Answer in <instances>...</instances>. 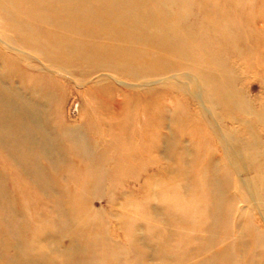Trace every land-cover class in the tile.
<instances>
[{
	"label": "rangeland",
	"instance_id": "1",
	"mask_svg": "<svg viewBox=\"0 0 264 264\" xmlns=\"http://www.w3.org/2000/svg\"><path fill=\"white\" fill-rule=\"evenodd\" d=\"M225 81L249 113L213 94ZM6 93L40 109L34 131L66 158L55 171L48 146H32L38 172L26 160L23 104ZM0 124V264H142L132 234L158 248L154 264H205L200 243L234 246L237 228L263 242L264 0H0ZM65 131L77 141L60 142ZM210 157L227 169L222 198ZM11 241L19 255L6 261ZM260 254L221 264H264Z\"/></svg>",
	"mask_w": 264,
	"mask_h": 264
},
{
	"label": "bare ground",
	"instance_id": "2",
	"mask_svg": "<svg viewBox=\"0 0 264 264\" xmlns=\"http://www.w3.org/2000/svg\"><path fill=\"white\" fill-rule=\"evenodd\" d=\"M157 22V21H156ZM223 31H225V30H223ZM227 37V36H226ZM227 43V42H226ZM229 45H230V47L232 46V44L229 42ZM234 49H235V47H234ZM206 61V63H207V65H210V61L209 60H205ZM160 71V70H159ZM168 72V71H167ZM223 74L224 73H216L214 76L215 77H217L216 79H223ZM226 77V76H225ZM214 78V77H213ZM216 88L217 89H214L213 90V94H215L216 95V97L218 96L219 97V99L221 100V102H223L224 104H225V106H227V107H229L230 109H233V107H235V108H238L239 107V109H240V111H241V113L242 114H244L245 112H247V113H249L248 112V110L247 111H245V108H244V105L243 104H240L239 103V101H237L236 99H235V97H236V93H235V90H230V88H231V86H230V84L227 82V81H225V83H223V82H221V83H219L217 86H216ZM5 95V97L8 95L9 97H7V99L5 98V100L7 101L8 99H12V101L14 100V102H15V104H18V105H20L21 103L23 104V105H20L21 106V111H22V113H23V115H24V117H26L25 119H21L22 120V127H21V129H22V134H23V136H22V141H26V140H28L29 138L31 139V148H30V150L32 151L34 148L32 147L33 146V144H34V147L36 148V147H40V144L41 145H44V147L45 146H48V147H50V144H51V142H52V137H50V136H48L46 133H45V131H43V129H42V127H40V128H37L38 130H37V132H35L34 130V128L36 127V124L35 123H31V120L32 119H34V118H29V116H28V113L31 111V110H37V112H38V114H39V112H40V109L39 108H36V107H34V106H31L30 105V103L28 102V101H26L25 99H22V96L21 97H18V94H15V95H13V94H11V93H6V94H4ZM15 99H18V100H16L15 101ZM2 100V99H1ZM9 103L11 102V100L10 101H8ZM17 102V103H16ZM242 102V101H241ZM2 103H4L5 104V102H3V100H2ZM29 103V104H28ZM11 104V103H10ZM3 106V105H2ZM16 106V105H15ZM6 108V107H5ZM17 108H19V107H17ZM7 110V112H8V109H6ZM147 112L149 111L148 110V108L147 109H145ZM12 111V110H11ZM10 111V112H11ZM145 111V112H146ZM5 113V112H4ZM9 113V112H8ZM205 113H206V111H205ZM12 115V114H11ZM20 115V114H19ZM23 115H22V117H23ZM153 113H151L150 114V118H154L153 117ZM3 116H4V114H3ZM6 116V115H5ZM13 116V115H12ZM31 116V115H30ZM163 116V115H162ZM161 116V117H162ZM16 117V116H15ZM18 117H20V116H18ZM4 118V117H3ZM2 118V119H3ZM14 118V117H13ZM12 118V119H13ZM38 118V117H37ZM12 119L10 120L9 118H8V120H6V122L8 123V122H10V121H12ZM215 119V118H214ZM212 121V120H211ZM215 121V120H214ZM36 122L37 123H40V121L39 120H36ZM4 123H5V121H4ZM12 123V122H11ZM20 123H21V121H20ZM212 123V122H211ZM213 124V123H212ZM0 125H2V124H0ZM6 125V124H5ZM4 125V126H5ZM10 125V124H9ZM3 126V125H2ZM2 126H1V129H2ZM264 126V125H263ZM10 127V126H9ZM6 128V127H5ZM8 129V128H7ZM6 129V130H7ZM18 129H19V127H18ZM3 130H4V128H3ZM8 130H10V129H8ZM7 130V131H8ZM5 132V131H4ZM9 132V131H8ZM10 132H13V130L12 131H10ZM67 131H65V133H66ZM38 133V135L36 136L35 134H37ZM5 134V133H4ZM8 134V133H7ZM64 133H62L61 132V135H62V141H60V142H65V141H71V143L73 142V141H77V140H74V138H75V133H73L72 131H68L66 134H64ZM20 135V134H19ZM221 135V134H220ZM10 136H13V135H10ZM9 136V137H10ZM4 137H5V135H4ZM19 137V136H18ZM11 138V137H10ZM14 138H16V137H14ZM223 138H225L224 136H223ZM228 138H230V136L228 137ZM4 139V138H3ZM6 139H7V135H6ZM5 139V140H6ZM221 139H222V137H221ZM226 139H227V137H226ZM19 140V139H18ZM224 140V139H223ZM4 141V140H3ZM55 141V140H54ZM69 141V142H70ZM195 141V140H194ZM225 141V140H224ZM9 142V141H8ZM58 142V139H56V143ZM24 143V142H23ZM22 144V143H21ZM165 144V143H164ZM18 145V144H17ZM23 145V144H22ZM166 145V144H165ZM63 145L62 144H60V148L62 147ZM73 146V145H72ZM74 147V146H73ZM75 147H76V145H75ZM152 147H154V146H152ZM170 147V146H169ZM20 148H22L21 147V145H20ZM28 148H29V146H28ZM167 148V147H166ZM29 150V149H28ZM49 150L51 151V154H47V152H46V154H43L42 155V157H41V159L42 160H45L46 161V163H47V165L48 164H50L51 165V169L53 170V171H55L56 170V167L57 166H59L60 164H61V162L63 161V160H66V158H65V156L64 155H58V157H53V153H52V149H51V147L49 148ZM49 150H47V151H49ZM168 150V149H167ZM26 151V150H25ZM35 153H32V157H33V160L32 159H26L27 161H28V163L35 169V171L36 172H38V168L40 167V165L37 163V161H35L34 160V158H36V151L35 150H33ZM30 152V151H29ZM170 152V151H169ZM45 153V152H44ZM235 153L239 156V154H238V151H235ZM39 154V153H38ZM23 155V154H22ZM131 155V154H130ZM133 155V154H132ZM177 155V154H176ZM61 156H64V157H61ZM76 156V155H75ZM78 156V155H77ZM130 156H128L127 158V161L126 162H131V159L129 158ZM162 158H161V160H165L166 161V153L165 154H163V156H161ZM48 158H50V161H49V159ZM177 158V157H176ZM211 158V157H210ZM40 159V160H41ZM48 159V160H47ZM135 159V158H134ZM178 160H179V158H177ZM218 160H219V158H218ZM88 161V160H87ZM182 161V160H181ZM183 162V161H182ZM188 162V161H187ZM187 162H186V164H187ZM189 163V162H188ZM192 163V162H191ZM183 164V163H182ZM189 165V164H188ZM199 165V164H198ZM222 165V164H221ZM219 165H217L214 161H213V159L211 158L210 160H209V163H208V170H209V175H208V187H209V190H211V193L212 194H214L217 198H222V195H223V187L221 188L220 187V185H223V184H221V182L223 183V181H221V177H222V175H224V173L227 171V169L226 168H224V165H223V167H218ZM255 166V165H254ZM29 168V167H28ZM24 171V170H23ZM91 171V170H90ZM103 171V170H102ZM179 171V170H178ZM85 172V171H84ZM91 173V172H90ZM99 173V172H98ZM167 173V171H163L161 174H166ZM204 173V172H203ZM160 174V175H161ZM206 174V173H205ZM225 174H228V173H225ZM37 176V175H36ZM225 176V175H224ZM223 176V177H224ZM100 177V176H99ZM154 177H156V176H154ZM222 177V178H223ZM101 180V179H100ZM150 180H153V178H150ZM186 180V179H185ZM37 181V180H36ZM39 182V181H38ZM41 182H42V184L43 185H46L45 184V181L43 180V178H41ZM184 182V181H183ZM183 182H182V188H183V190H185L186 191V189L188 188V184H187V180L184 182V184H183ZM246 183V182H245ZM39 186H41L40 184H39ZM39 186H37V189H38V187ZM46 187H47V185H46ZM165 187H166V185H165ZM44 188H45V186H44ZM41 189V188H40ZM167 189V187L164 189V190H166ZM253 189V188H252ZM47 190V189H46ZM248 190V189H247ZM185 191H184V193H185ZM254 191V190H253ZM225 192V191H224ZM227 192V191H226ZM248 192V191H247ZM49 193H51V192H49ZM209 193V192H208ZM47 194V193H46ZM227 194V193H226ZM154 195V193L152 192L151 193V196H153ZM186 195V194H185ZM209 195L211 196V194L209 193ZM249 195H250V193H249ZM227 198V197H226ZM213 199V198H212ZM259 200V199H258ZM229 201V200H228ZM230 202H232V201H230ZM235 202V201H234ZM233 202V203H234ZM249 202V201H248ZM247 202V203H248ZM226 203H227V201H226ZM57 204L59 205L60 204V202H57ZM230 204V203H229ZM56 206V205H54L52 208H53V210L54 211H56V214H61L62 213V215H63V218L60 220V223H61V225L63 226V228L64 229H66V228H68L69 227V225H70V221L72 222L73 220H71L70 219V217L68 216V218H66L65 216V214L63 213V212H61V209H59V206ZM216 205V204H215ZM231 205V204H230ZM224 206V205H223ZM259 206V205H258ZM225 207H226V205H225ZM259 208V207H258ZM262 208H263V206H262ZM261 208V209H262ZM59 209V210H58ZM58 210V211H57ZM85 210V209H84ZM87 210V209H86ZM222 208L220 209V210H216L215 208H213V210H209L210 211V213H209V217H212V214L216 217V219H222V217L224 216V214L222 213ZM226 210V209H225ZM53 211V212H54ZM89 211V210H88ZM70 213H73L72 215H76L75 213V211H73V209H72V211H69ZM150 213V212H149ZM158 212L157 211H151V215L152 216H154V217H156L155 219L156 220H158L159 219V216H158V214H157ZM223 214V215H222ZM264 214V213H263ZM65 215V216H64ZM225 215H227V214H225ZM214 216H213V218H214ZM264 216V215H263ZM225 218V217H224ZM211 219V218H210ZM212 221H213V219H212ZM53 222H57V220L55 219L54 220V218H53ZM167 225V223H165V228L167 227L166 226ZM205 227V226H204ZM203 227V228H204ZM207 228V227H206ZM206 228H204V229H206ZM17 229H19V228H17ZM16 229V230H17ZM132 229L133 230H139L140 229V226L139 225H133V227H132ZM203 229V232L205 231ZM238 229V231H237V237L235 238V242H234V246L232 245V242L230 241L229 243H228V245L225 247V248H220V249H216V247L214 246V245H212V246H207L205 243L204 244H202L201 245V243H200V252L201 253H208L209 254V256H208V258L206 259L208 262H206L205 264H221V262L226 258V257H228V253H229V256L231 255V253L232 252H235L236 254L238 253H241V251H244L245 252V255H247V256H253V254L256 252V251H258L259 249L261 250V248H262V245H264V241L262 242V241H257V236H256V233L255 232H252V231H250V230H247V231H245V229H241V228H237ZM208 230V229H207ZM206 230V231H207ZM204 234V233H203ZM206 235H208V234H206ZM210 235H212V234H210ZM228 235V234H227ZM226 235V236H227ZM131 236V235H130ZM136 236V237H135ZM10 237H11V239L13 240L14 238H15V236H14V232L13 233H11L10 234ZM132 242H133V249L135 250V252L137 253V255L139 256V258H142L141 260V262H142V264H154V261H157L159 258H158V254H156L155 252H157L158 251V248L156 249V248H154V245H152V246H150V241L147 239V237H141V236H137V235H134V234H132ZM205 237V236H204ZM202 238V237H201ZM207 238V237H206ZM203 239V238H202ZM208 239H210V238H208ZM161 240L163 241V243H162V245L163 244H165V245H167V246H171L172 244V242H171V239L169 238V237H161ZM204 240H206V239H204ZM207 241V240H206ZM171 242V243H170ZM209 242V241H208ZM11 243V245L8 247V250L9 249H13L14 251H13V255L14 256H7V259H6V261H10V260H12V259H14V258H16V256H17V258H18V248L17 247H15L14 246V243L11 241L10 242ZM174 243V242H173ZM216 244L218 243L217 241L215 242ZM17 245H19L18 243H17ZM103 245H106L107 247H108V244H106V243H103ZM226 245V244H225ZM166 251V250H165ZM192 253H193V251H192ZM163 255V254H162ZM245 255H243L242 256V258L244 259L245 257ZM262 257H264V255L263 254H260ZM201 257H203V255L201 256ZM138 258V259H139ZM164 258V257H163ZM249 258V257H248ZM257 258V257H256ZM161 259V258H160ZM191 259H193V258H191ZM264 259V258H263ZM165 260H167V259H165ZM140 261V260H139ZM169 261V260H168ZM181 261V260H180ZM203 261V260H202ZM191 262V261H190ZM193 262V261H192ZM262 262H263V260L262 259H259V255H258V258H257V260L256 261H252V263L251 264H262ZM168 263V262H167ZM8 264H11V263H8ZM13 264H27V263H24L23 261H17L16 263H13ZM29 264V263H28ZM30 264H32V263H30ZM74 264H87V259H83V258H80V259H78L77 260V262L76 263H74ZM183 264H186V263H183ZM199 264V263H198ZM242 264H246V262H245V260L244 261H242Z\"/></svg>",
	"mask_w": 264,
	"mask_h": 264
}]
</instances>
